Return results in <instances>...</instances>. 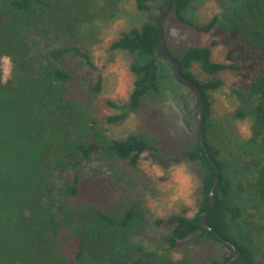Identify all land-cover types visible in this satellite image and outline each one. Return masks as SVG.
<instances>
[{"label": "trees", "instance_id": "obj_1", "mask_svg": "<svg viewBox=\"0 0 264 264\" xmlns=\"http://www.w3.org/2000/svg\"><path fill=\"white\" fill-rule=\"evenodd\" d=\"M154 1L135 3L138 10L149 12L154 9ZM232 2L234 15L228 33L248 56L252 68L249 94L261 96L255 109L258 122L264 125V0ZM189 4L190 0H174L168 15L173 13L182 25L196 28L197 24L185 15ZM55 5V0H0V50L10 55L15 65V87L0 84V264H109L105 255L116 245L111 234L124 229L128 235L143 236L148 222L141 218L137 206L123 208L104 197L103 204L96 200L99 187L92 185L99 178L93 176L90 166L102 163L113 168L123 164L138 169L146 152L155 161L182 155L201 176L194 215L183 210L155 221L166 231L163 242L169 253L186 249L188 242H194L197 249L186 250L180 260L161 257L160 261L228 264L234 256V248L225 242L229 240L242 252L231 264H264V148L257 146V157L241 169L228 152L232 140L229 130H220L212 119V90L225 84L227 72H240L241 64L214 61L213 45L217 42L191 46L180 53L168 46L184 75L202 90L205 146L198 127L186 148L156 146L158 138L146 125L137 126L124 137L112 138L100 125L96 110L104 77L90 50L80 44L46 42L39 52H33L19 44L20 34L36 26L44 39L51 31L57 35L70 31L75 13L50 18ZM163 5L158 7L160 12ZM158 17L122 32L110 43L111 51L133 55L130 70L134 81L126 110L108 116L109 123L124 121L132 113L148 121L142 114L144 102L160 91L163 64L168 65L169 76L183 86L175 79L172 64L159 51ZM48 18L46 24L38 26ZM217 20L213 18L203 29L209 31ZM83 66L89 69L84 74L86 85L75 75ZM232 92L241 93L236 87ZM235 113L244 115L241 108ZM263 129L257 130V137ZM206 150L219 167L213 206L211 188L216 167ZM242 171L248 179L241 181ZM112 187L107 185L105 190ZM249 208L251 212L246 214ZM208 210L211 229L201 222ZM138 223L143 225L139 230ZM129 248L137 253L135 264L157 263L153 260L158 258L155 251L131 244Z\"/></svg>", "mask_w": 264, "mask_h": 264}, {"label": "rangeland", "instance_id": "obj_2", "mask_svg": "<svg viewBox=\"0 0 264 264\" xmlns=\"http://www.w3.org/2000/svg\"><path fill=\"white\" fill-rule=\"evenodd\" d=\"M55 1L56 5L50 18L58 15L61 19L67 12L75 13V18L70 21L68 28L70 31L66 35H57L51 31L47 39H44L38 34L39 27L36 26L33 31L20 34L19 44L33 52H39L46 42L52 45L61 42L80 44L90 50L98 71L104 77L103 89L95 105L100 125L110 137H124L137 126L146 125L152 136L158 138L156 146H190L198 127L194 117L196 97L194 92L185 86H179L169 76L167 64H163L160 91L149 95L144 102L142 114L147 116V122L134 113L121 122L109 123L106 120L108 116L126 110L134 81V74L130 70L133 55L122 50L111 51L110 43L122 32L140 26L144 21L160 14L158 7L164 4L165 0H155L154 9L149 12L138 10L135 0H92L93 3H88L89 0ZM232 4V0H190L185 15L192 19L197 27L188 28L182 25L172 13L166 18L164 32L168 46L176 53L191 46H212L213 42H217L213 45L214 61L241 64L242 70L238 73L227 72L224 75L225 84L212 90L211 94L212 119L220 130H229L232 140L228 145V152L239 161L242 169L250 163L249 160L253 156L257 157V146L264 148V125L258 122L255 109L261 96L256 93L249 94L248 83L251 81L252 68L249 66L248 56L243 46L228 33L234 15ZM75 7L78 8L75 10ZM215 17H218L216 24L209 31H205L204 26ZM50 18L38 26L46 24ZM14 68L11 56L0 50V84L9 88L15 87ZM88 70L83 66L75 72L77 78L85 85L87 81L84 74ZM234 87L240 89L241 93H233ZM109 101L115 104L112 105ZM238 108L244 111L243 116L236 115ZM260 128L263 133L257 137V130ZM178 156V159L155 161L146 152L138 169L123 164H117L113 168L102 163L90 166L93 176L97 175L99 178L92 185L99 187L95 195L96 200L103 204L104 197L108 198L107 201L115 200L123 208L137 206L142 214L141 218H146L148 222L143 236L128 235L124 229L111 234L116 245L105 255L110 260L109 264H135L133 261L137 253L131 252L129 244L155 251L158 255L157 259H153L156 264H165L166 261H160L161 257L176 261L183 258L186 250L197 249L194 242H188L185 244L186 249L169 253L163 242L166 231L155 222L157 218L174 212L186 210V213L192 216L197 211L201 176L192 168L189 160L182 155ZM242 179H248L246 172L242 171L240 180ZM107 185H113L112 189L105 190ZM249 212L250 208L246 214ZM137 226V230L143 227L140 223Z\"/></svg>", "mask_w": 264, "mask_h": 264}, {"label": "water", "instance_id": "obj_3", "mask_svg": "<svg viewBox=\"0 0 264 264\" xmlns=\"http://www.w3.org/2000/svg\"><path fill=\"white\" fill-rule=\"evenodd\" d=\"M174 0H165L163 9L161 10L159 17H158V28H157V35H158V48L161 53V55L168 60L172 66H173V72H174V77L175 79L182 84L183 86L187 87L190 89L192 92H194L196 100H195V114H196V119L198 123V132H199V137L201 140V143L203 146H205V137L203 134V114L205 112V103L203 99V93L202 90L200 89L199 85L192 81L190 78L184 75L179 60L169 51L167 41L165 38V32H164V26H165V21L168 16V12L172 6ZM207 152L208 159L215 165L216 167V174H215V182L211 188V204L210 206H213L217 200L216 194H215V189L216 186L220 180V175H219V167L215 161V159L211 156V154ZM209 210L205 213V215L201 218L202 224L208 228L211 229V225L209 224ZM226 243L230 244L234 248V256L228 261V264H231V262L234 259H237L241 256L242 252L240 249L235 247L234 243H232L229 240H225Z\"/></svg>", "mask_w": 264, "mask_h": 264}, {"label": "clouds", "instance_id": "obj_4", "mask_svg": "<svg viewBox=\"0 0 264 264\" xmlns=\"http://www.w3.org/2000/svg\"><path fill=\"white\" fill-rule=\"evenodd\" d=\"M4 59H5V61L7 62V57H5ZM179 178H180V177H179V175H178V176H177V179H179Z\"/></svg>", "mask_w": 264, "mask_h": 264}]
</instances>
